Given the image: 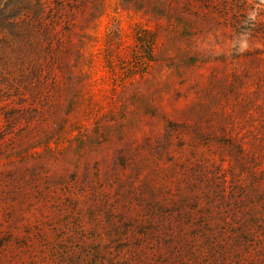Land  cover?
I'll return each mask as SVG.
<instances>
[{"label":"rangeland","instance_id":"rangeland-1","mask_svg":"<svg viewBox=\"0 0 264 264\" xmlns=\"http://www.w3.org/2000/svg\"><path fill=\"white\" fill-rule=\"evenodd\" d=\"M0 264H264V0H0Z\"/></svg>","mask_w":264,"mask_h":264}]
</instances>
